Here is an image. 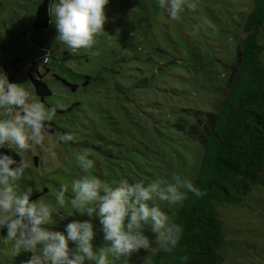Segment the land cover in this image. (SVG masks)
<instances>
[{
    "label": "rangeland",
    "instance_id": "rangeland-1",
    "mask_svg": "<svg viewBox=\"0 0 264 264\" xmlns=\"http://www.w3.org/2000/svg\"><path fill=\"white\" fill-rule=\"evenodd\" d=\"M40 1L0 0V69L35 99L57 108L53 131L21 154L29 166L19 184L34 186L30 199L54 202L61 185L68 189L64 209L54 212L55 223L46 227L65 231L70 221L89 219L68 203L71 181L82 174L77 151H88L94 161L88 174L109 183L162 177L174 182L176 175L195 174L200 147L189 143L176 123L191 118L193 110L217 111L253 0H185L179 20L158 0H108L105 32L93 47L69 50L55 34L46 44L51 51L46 66L39 64L44 52L38 44L55 27L34 31ZM259 42L264 47V30ZM261 60L264 64V48ZM39 73L52 90L45 101L30 78ZM67 131L74 140L59 141ZM161 203L169 215L179 206ZM218 210L225 232L221 264H264V170L243 201L220 204ZM93 223L94 248L105 246L98 218ZM6 235V226L0 228V264H24L33 253L17 254Z\"/></svg>",
    "mask_w": 264,
    "mask_h": 264
},
{
    "label": "clouds",
    "instance_id": "clouds-1",
    "mask_svg": "<svg viewBox=\"0 0 264 264\" xmlns=\"http://www.w3.org/2000/svg\"><path fill=\"white\" fill-rule=\"evenodd\" d=\"M107 3L108 0H49L47 11L57 41L73 51L92 48L95 38L105 32ZM158 5L166 9L172 20H179L185 0H158ZM50 59L48 50L44 62ZM56 111V106L35 99L28 88L11 81L7 72L0 69V148L11 150L0 152V228L6 226L4 238L13 251L33 253L24 264H112L113 259L130 264L133 254L141 249L149 252L154 242L161 251L173 252L183 238L184 228L170 217L161 202L179 204L189 193L203 195L202 190L180 175L175 176L174 182L163 177L149 182L103 181L88 174L94 161L83 150L74 153L82 174L71 181L68 203L75 213L87 214L89 219L72 220L65 231L46 227L55 223L53 213L64 209V193L68 189L61 185L54 202L47 198L30 199L34 186L19 184L29 166L21 154L45 140ZM73 140L70 131L59 137L64 143ZM11 152L21 158L17 160ZM94 218L99 220L105 246H93ZM145 229L155 234L154 241ZM70 241L75 248H69ZM188 259L186 255L181 257V264H188ZM145 264L149 261L145 260Z\"/></svg>",
    "mask_w": 264,
    "mask_h": 264
},
{
    "label": "trees",
    "instance_id": "trees-1",
    "mask_svg": "<svg viewBox=\"0 0 264 264\" xmlns=\"http://www.w3.org/2000/svg\"><path fill=\"white\" fill-rule=\"evenodd\" d=\"M49 0H41L37 7L35 32L50 30ZM243 37L231 64V74L217 111L193 110L191 118L182 116L176 123L188 137L189 143L199 145L201 156L195 174L190 179L203 195L189 193L187 199L170 214L183 225L184 235L176 249L163 252L153 243L148 252L141 249L133 254L130 264H181V257L188 256V264H221L220 247L225 240L224 221L220 204L244 200L253 185L262 179L264 170V64L261 60L263 45L259 34L264 30V0H253V9L243 24ZM56 31L39 42L43 56ZM42 60V59H41ZM46 66L47 64H41ZM50 70L49 68H47ZM37 94L45 101L52 94L49 84L39 73L30 74ZM76 88L75 84H72ZM50 122L48 131H53ZM0 148V152H10ZM11 154L19 160L16 153ZM145 233L154 241L150 229Z\"/></svg>",
    "mask_w": 264,
    "mask_h": 264
},
{
    "label": "built area",
    "instance_id": "built-area-1",
    "mask_svg": "<svg viewBox=\"0 0 264 264\" xmlns=\"http://www.w3.org/2000/svg\"><path fill=\"white\" fill-rule=\"evenodd\" d=\"M44 56L42 57L41 64H47V63H49V61L48 62H44Z\"/></svg>",
    "mask_w": 264,
    "mask_h": 264
}]
</instances>
